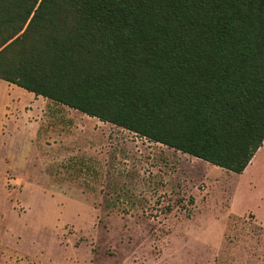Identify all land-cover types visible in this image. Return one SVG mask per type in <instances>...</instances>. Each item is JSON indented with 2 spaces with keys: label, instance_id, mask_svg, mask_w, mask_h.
Wrapping results in <instances>:
<instances>
[{
  "label": "rangeland",
  "instance_id": "rangeland-1",
  "mask_svg": "<svg viewBox=\"0 0 264 264\" xmlns=\"http://www.w3.org/2000/svg\"><path fill=\"white\" fill-rule=\"evenodd\" d=\"M44 100L0 79V264H264V142L238 174Z\"/></svg>",
  "mask_w": 264,
  "mask_h": 264
},
{
  "label": "trees",
  "instance_id": "trees-1",
  "mask_svg": "<svg viewBox=\"0 0 264 264\" xmlns=\"http://www.w3.org/2000/svg\"><path fill=\"white\" fill-rule=\"evenodd\" d=\"M0 79L241 174L264 142V0H0Z\"/></svg>",
  "mask_w": 264,
  "mask_h": 264
},
{
  "label": "crops",
  "instance_id": "crops-1",
  "mask_svg": "<svg viewBox=\"0 0 264 264\" xmlns=\"http://www.w3.org/2000/svg\"><path fill=\"white\" fill-rule=\"evenodd\" d=\"M5 81V80H4ZM7 82V81H6ZM9 83V82H8ZM10 84H12V83H10ZM33 93V92H32ZM37 96V95H36ZM43 97V96H42ZM37 99V98H36ZM49 99H47V98H45V100L44 101H48ZM37 110H38V108H37ZM39 112H40V114H38V113H34L35 114V116L36 117H38V118H36V120L34 121L35 123H36V133H34V136L36 137V140L39 142V143H37V145H39L40 143V145L41 146H45L46 148L48 147L49 149H50V146L52 145H56V147L58 146V145H61L64 141H62V139H65L66 138V136H65V132H62V133H60L59 131H53L54 129H51V131H48V130H45V132L44 133H42V134H40V137H39V130L42 128V126H43V124L45 123V122H47V120H48V118H45V116L47 115V110L45 111V110H43V109H39L38 110ZM85 115H87V114H85ZM29 117V116H28ZM95 118V117H94ZM83 120H84V118L82 117V116H80V115H73V117L71 118V121H73V122H75V124L77 123V124H79V126H81V127H83V129H85V125H84V123H83ZM98 121H100V120H98ZM102 122V121H101ZM105 123V122H104ZM61 131V130H60ZM83 131V130H82ZM48 132H50V133H52V138L51 139H53L52 140V142L49 144L48 142H47V140H46V138L48 137L47 136V134H48ZM59 139V140H55V139ZM48 139H50L49 137H48ZM30 142H32V138H31V140H30ZM96 144L98 145V144H100V143H97L96 142ZM64 151V150H63ZM61 153H64V152H62V151H57V153H55L54 155H59L60 156V154ZM253 159V158H252Z\"/></svg>",
  "mask_w": 264,
  "mask_h": 264
}]
</instances>
